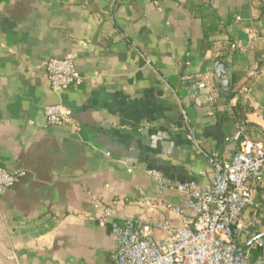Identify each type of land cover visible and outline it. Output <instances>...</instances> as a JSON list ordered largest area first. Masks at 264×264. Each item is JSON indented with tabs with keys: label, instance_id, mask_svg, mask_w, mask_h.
I'll return each instance as SVG.
<instances>
[{
	"label": "crops",
	"instance_id": "obj_1",
	"mask_svg": "<svg viewBox=\"0 0 264 264\" xmlns=\"http://www.w3.org/2000/svg\"><path fill=\"white\" fill-rule=\"evenodd\" d=\"M263 10L264 0H0V167L26 173L0 193V264H112V222L178 226L163 203L187 198L153 174L203 186L213 156L237 152L240 124L264 141ZM64 58L83 84L54 93L46 63ZM221 67L231 99L190 97L196 75L220 87ZM50 105L70 109L80 131L48 126ZM252 232L264 239V214Z\"/></svg>",
	"mask_w": 264,
	"mask_h": 264
},
{
	"label": "built area",
	"instance_id": "obj_2",
	"mask_svg": "<svg viewBox=\"0 0 264 264\" xmlns=\"http://www.w3.org/2000/svg\"><path fill=\"white\" fill-rule=\"evenodd\" d=\"M46 72L54 93L83 84L71 58L50 59ZM188 93L210 105L222 97L220 87L208 74L190 78ZM261 111L264 114V109ZM43 112L48 126H74L80 131L70 109L50 105ZM230 140L238 150L230 161L213 156L214 178L209 184H171L160 174H153L160 190L171 189L186 196L183 206L163 203L166 210L179 217L180 224L175 226L162 218L112 222V264H264V239L252 232L253 223L264 214V141H253L245 124L238 126ZM25 175L24 171L0 167V193L14 187ZM259 249L263 255L253 258V251Z\"/></svg>",
	"mask_w": 264,
	"mask_h": 264
},
{
	"label": "water",
	"instance_id": "obj_3",
	"mask_svg": "<svg viewBox=\"0 0 264 264\" xmlns=\"http://www.w3.org/2000/svg\"><path fill=\"white\" fill-rule=\"evenodd\" d=\"M223 73H224L223 67H221L220 72L218 73L219 74V77H220L219 84H220V89H221V96L222 97H226L229 94L230 89H229L228 80L223 75ZM237 237H238V234H237ZM238 243H239V241H238Z\"/></svg>",
	"mask_w": 264,
	"mask_h": 264
},
{
	"label": "trees",
	"instance_id": "obj_4",
	"mask_svg": "<svg viewBox=\"0 0 264 264\" xmlns=\"http://www.w3.org/2000/svg\"><path fill=\"white\" fill-rule=\"evenodd\" d=\"M262 16L264 17V10L262 11ZM263 64H264V61H262V60H260L259 61V65L260 66H263ZM231 89V88H230ZM233 97V94L232 93H230L229 95H228V99H231ZM258 251H260V252H258V253H261V249H259ZM256 256L258 255V254H255Z\"/></svg>",
	"mask_w": 264,
	"mask_h": 264
}]
</instances>
